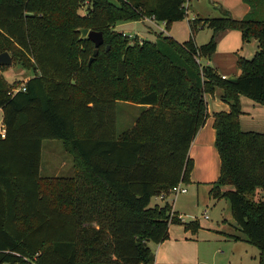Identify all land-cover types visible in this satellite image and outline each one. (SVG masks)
<instances>
[{
	"label": "trees",
	"instance_id": "obj_1",
	"mask_svg": "<svg viewBox=\"0 0 264 264\" xmlns=\"http://www.w3.org/2000/svg\"><path fill=\"white\" fill-rule=\"evenodd\" d=\"M83 1L0 0V52L32 72L16 92L0 74V264H152L150 243L164 241L171 223L196 231L168 201L150 202L189 182L188 150L215 86L229 110L212 114L220 166L209 195L228 201L243 238L229 236L255 246L264 264V132L239 121L240 95L264 104V0H243L240 19L223 11L189 20L183 42L163 34L132 44L113 24L143 16L168 30L184 19L185 0H87L79 15ZM79 27L103 36L90 64L94 45ZM203 28L211 35L197 45ZM232 29L257 41L250 59L237 56L235 81L201 61ZM118 102L141 110L117 134ZM44 139L62 142L74 176L40 175Z\"/></svg>",
	"mask_w": 264,
	"mask_h": 264
},
{
	"label": "rangeland",
	"instance_id": "obj_2",
	"mask_svg": "<svg viewBox=\"0 0 264 264\" xmlns=\"http://www.w3.org/2000/svg\"><path fill=\"white\" fill-rule=\"evenodd\" d=\"M111 1L116 3L115 0ZM192 1L194 2V0H191V2H188L187 4L189 6V10H186L184 19L173 22L168 30H166L161 25L160 28L158 26H155V24H152L146 20L147 17L143 16L140 17V19H138L137 21L116 22L115 24H113L112 29L125 36L126 43L128 44L141 42L145 39L154 40L156 36L163 34L171 36L178 42H183L189 38L190 32L188 21L194 18L193 15H195V17L199 15H197V13L195 12ZM199 1L202 2V0ZM87 5L88 1L84 0L83 3H81L78 7L77 13L79 15H85ZM232 31L235 30L232 29ZM210 33V29H205L202 32H199L195 39L197 44L202 45L207 42L210 37ZM107 45L108 47H110L109 44ZM249 48L250 46H248V44L242 43L241 36L238 31L230 32L228 34L226 33L219 40L217 49L212 56L215 55L216 62H218L222 68L226 69L230 67L229 65L232 57L235 56L234 53H241L240 55L243 54L242 56H244L246 51L248 54ZM252 55L253 54L251 53L249 56L244 57L251 58ZM0 73L9 83L12 84L11 90L16 89L18 86H20L21 82H24V79L32 74L31 70L24 69L13 58L10 66L1 67ZM219 89H221V87L215 86L212 92L206 94L209 98L217 97L216 94ZM221 94H223V90ZM243 97L244 105L242 106V104L240 103V107L248 113V115L246 114L248 120L247 123L251 126H257V124L263 123V121L260 120H264V104L261 102H257L247 96L243 95ZM254 107L256 108V110L259 109V111H255L252 113ZM140 110L141 106L133 103H116L114 110L116 133L118 134L131 127ZM1 119L2 111L0 110V121ZM63 160L69 162V165H71L72 163L70 155L65 151L60 140H42L40 158V175L42 177H48V175L54 174L55 169ZM64 172L65 171L59 173V175H65ZM218 173L219 163L216 178L218 177ZM184 186L188 188L186 184H184ZM207 187V182H202V191L198 204H194L195 202H192L191 204H187V206L183 209V212H186V215L184 214L185 222L196 221L198 223V229L196 231L193 232L191 230H187V236H191L194 240H197V242L191 243V245H193L192 250L195 253L196 250L200 251L198 255L202 264H257L258 258L257 261H254L252 257L249 256V249L252 248L257 251V248H254V246H242V244H237V248H230L229 246H218L214 242L209 241L212 240L210 234L212 229H218L222 227L224 230H229L231 227L230 224H236L232 217L228 201L224 198H219L217 200L211 197L209 198ZM168 194L166 195V197L169 196ZM173 195L174 194H171L170 196ZM152 202H160V199L157 196L155 198L153 197L151 203ZM204 212L207 214L208 218L204 217ZM182 228L184 229L183 225ZM191 234H193V236ZM172 245L177 246L180 244L178 241H176L173 242ZM152 246V252H154L157 244L153 243ZM157 264H170V261L167 258H161V260H159Z\"/></svg>",
	"mask_w": 264,
	"mask_h": 264
},
{
	"label": "crops",
	"instance_id": "obj_3",
	"mask_svg": "<svg viewBox=\"0 0 264 264\" xmlns=\"http://www.w3.org/2000/svg\"><path fill=\"white\" fill-rule=\"evenodd\" d=\"M188 2H191V0H185L184 5L186 10H189V6L187 5ZM192 5L194 6L195 8L194 10L197 13V15L198 14H199L198 16L201 15L200 17H219L223 14V11H227L233 18L238 19L240 17L242 18L249 11V6L243 0H202V2L199 0H194V2L192 1ZM193 17L195 18V15H193ZM160 25L164 26V23H160ZM205 29H209V28H203L200 31H198L195 35V39L199 34V32H202ZM235 31L228 30L224 32L219 37L217 44L219 40L226 33L228 34L230 32H235ZM238 33L241 36L240 31H238ZM243 44H248V46H250L248 50V54L246 51L244 56H249L251 53L254 54L255 51L257 50V41L254 39ZM216 49H217V45H216ZM240 54L234 53L235 56L232 57V60L229 65L230 67L226 69L222 68L219 65V63L216 62L215 55L211 56L209 59H202L201 61L205 64L212 66L216 70V72L219 73L221 76H225L227 78L228 76L233 75L234 77H236L239 75L240 70L236 67L235 61L237 56L243 55ZM30 76L26 77L24 81L27 80ZM221 93H222V89H219L216 94L217 97H210V98L207 96V94H205L208 116L204 124L196 132L188 150V155L192 159L193 164H192V170L190 172L189 182L184 183L188 187L186 188V192L181 193L182 195H173V196L169 195L168 197L158 196L160 202H152V203L150 202V204H155V203L162 204L164 201H168L172 206V211L178 216V218L182 222H185L184 214L186 215V212H183V209L187 206V204H191L192 202H195L194 204H198L202 191L201 189L202 182H207L208 196L209 198L211 197L209 195L210 183L216 180L218 163L220 166V160L218 158L219 156L215 147V130L212 126L213 123L212 114L218 111L229 110V105L227 102L222 100ZM243 98H244L243 95H240L239 100L242 106L244 105ZM241 110L242 113L239 117L241 130L264 132V120H260L263 121V123L257 124V126H251L250 124L247 123L248 120L246 114L248 115V113L245 112V110L243 109ZM255 111H259V109L256 110V108L254 107L252 113ZM71 162H72V158H71ZM63 171H65L64 172L65 175H59V173H62ZM74 174H75V169L73 167V163L69 165V162L63 160L60 162L59 166L55 169L54 174L48 176L72 177L74 176ZM224 189H226V187ZM230 226L231 227L229 230L228 229L224 230L222 227L218 229H212V230L210 229L212 240L209 241L214 242L218 246L223 245V246H229L230 248H237L238 246L237 244H242V246L251 245L243 239H237V240L232 239L229 235L235 234L243 238V233L239 231L236 225L230 224ZM187 235H188V231L186 229H183L181 224L171 223L168 228V237L164 241L157 243V246L153 252L154 259L152 264H157L159 260H161V258H167L170 261V264H202L198 255L200 251L196 250L195 253L192 250L193 245H191V243L197 242V240H194L193 237ZM191 235L193 236V234ZM176 241H178L180 245L173 246L172 245L173 242ZM152 244L153 243H150V247L151 250L153 251ZM254 248L256 247L254 246ZM249 253H250L249 256L252 257L254 261H257L258 258L257 264H259V256H260L259 250L257 249L256 251L255 249L251 248L249 249Z\"/></svg>",
	"mask_w": 264,
	"mask_h": 264
},
{
	"label": "water",
	"instance_id": "obj_4",
	"mask_svg": "<svg viewBox=\"0 0 264 264\" xmlns=\"http://www.w3.org/2000/svg\"><path fill=\"white\" fill-rule=\"evenodd\" d=\"M76 31L79 33V39L88 38L92 41L94 45L93 53L88 59V64H90L93 58L96 56L98 52V48L103 44L102 33L100 31H94L85 27H79L76 29ZM11 63H12V56L10 55V53L8 51L0 52V67L10 66ZM227 79L230 81H235L236 77L230 75L227 77Z\"/></svg>",
	"mask_w": 264,
	"mask_h": 264
},
{
	"label": "built area",
	"instance_id": "obj_5",
	"mask_svg": "<svg viewBox=\"0 0 264 264\" xmlns=\"http://www.w3.org/2000/svg\"><path fill=\"white\" fill-rule=\"evenodd\" d=\"M146 20L149 21L152 24H155V26H158L159 28H160V23H164V22H158V21L154 20L151 17H147ZM163 27L165 28V23H164ZM222 78H226V77L222 76ZM18 90H22V91L25 90V86H24L23 83H21V85L18 86L16 89L11 90V92H16ZM4 136H5V130H4V126L2 124V119H1V121H0V137L3 138ZM185 192H186V187L184 186V183L182 181H179L176 185H174L169 190L170 194H168V195H171V194L178 195V194L185 193ZM161 197H165V195H161ZM204 217L207 218V214L206 213H204Z\"/></svg>",
	"mask_w": 264,
	"mask_h": 264
}]
</instances>
